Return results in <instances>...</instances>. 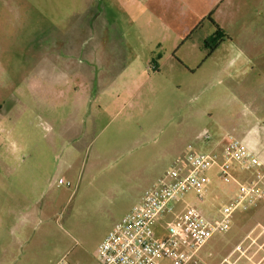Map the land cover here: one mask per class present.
I'll use <instances>...</instances> for the list:
<instances>
[{"label":"rangeland","instance_id":"obj_1","mask_svg":"<svg viewBox=\"0 0 264 264\" xmlns=\"http://www.w3.org/2000/svg\"><path fill=\"white\" fill-rule=\"evenodd\" d=\"M102 4L0 0L2 201L38 155L45 171L0 222V264H100L98 247L144 192L188 169L190 153L221 152L228 134L264 162V13L228 14L222 29L215 15L192 23L181 5L170 25L158 0L157 25L133 30L103 24ZM219 28L227 37L209 54ZM212 167L205 201V187L185 197L210 217L238 190ZM259 194L204 247L203 264H264V179Z\"/></svg>","mask_w":264,"mask_h":264},{"label":"built area","instance_id":"obj_2","mask_svg":"<svg viewBox=\"0 0 264 264\" xmlns=\"http://www.w3.org/2000/svg\"><path fill=\"white\" fill-rule=\"evenodd\" d=\"M200 137L204 142L212 139L208 132ZM231 163L242 171L260 169L262 172L252 182H240L232 174ZM187 165L186 172L168 170L109 231L97 250L100 264H203L202 250L216 235L229 230L234 215L258 207L264 166L234 135L225 136L221 152L190 153ZM212 166L220 168L224 180L236 182L238 190L210 217L187 203L185 197L195 188L205 187L197 195V201H205L206 173ZM55 264L72 263L63 256Z\"/></svg>","mask_w":264,"mask_h":264},{"label":"crops","instance_id":"obj_3","mask_svg":"<svg viewBox=\"0 0 264 264\" xmlns=\"http://www.w3.org/2000/svg\"><path fill=\"white\" fill-rule=\"evenodd\" d=\"M167 7V21L171 25L177 19L175 12L179 10L182 5L185 10L192 14L191 22L196 23L204 18H208L209 15L216 16L214 22L220 28H224L223 25L227 24V15H234L235 13L253 14L264 13V0H164ZM158 0H103L102 14L104 16L102 22L109 27H117L120 22H125L129 29H140L143 27L142 21L145 20L146 25L156 26L158 23V17L156 11H158ZM163 6V5H162ZM161 6V7H162ZM248 17V16H247ZM213 19V18H212ZM247 18H244L241 22L243 24ZM164 24L166 21L162 20ZM170 25H166L167 28ZM246 28L245 26H243ZM231 28V27H230ZM203 152V151H202ZM41 155H38L37 167L33 169L22 168L21 175L16 177V185L14 189L8 191L9 198L6 202L2 201L0 197V222L4 221L5 216H11L16 213L15 207L19 205L21 199L15 195L20 194L25 196L23 191L41 189V183L45 177V171L41 172ZM223 162V158L221 159ZM263 166L264 162L261 161ZM234 177L238 179L243 178L242 171L238 166L231 164L230 167ZM218 168V166H214ZM213 168V167H212ZM244 179V178H243ZM1 192V191H0ZM233 196V192H229ZM229 195V196H231ZM28 196V194H26ZM231 196V197H232ZM230 197V198H231Z\"/></svg>","mask_w":264,"mask_h":264},{"label":"trees","instance_id":"obj_4","mask_svg":"<svg viewBox=\"0 0 264 264\" xmlns=\"http://www.w3.org/2000/svg\"><path fill=\"white\" fill-rule=\"evenodd\" d=\"M208 19L212 20L211 15H209ZM227 37V35L224 33L222 29H218L217 32L206 40L205 44L207 48L209 49V54H212L215 49L224 41V39Z\"/></svg>","mask_w":264,"mask_h":264}]
</instances>
